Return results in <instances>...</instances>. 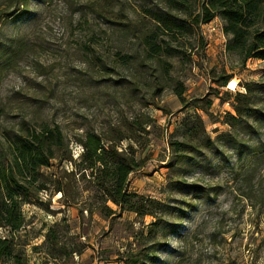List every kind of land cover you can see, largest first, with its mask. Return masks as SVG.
<instances>
[{
  "label": "rangeland",
  "instance_id": "rangeland-1",
  "mask_svg": "<svg viewBox=\"0 0 264 264\" xmlns=\"http://www.w3.org/2000/svg\"><path fill=\"white\" fill-rule=\"evenodd\" d=\"M188 1L198 7L202 0ZM15 2L0 0V135L17 131L22 121L33 127L57 125L73 162H63L59 168L69 173L82 152L73 141L75 134L125 125L135 118L151 120L143 137L124 141L120 148L132 146L144 161L129 176L128 190L164 203L166 212L156 209L164 216L151 235L150 216L116 211L104 218L95 211L88 219L84 211L81 219L79 210L86 208L81 202L90 196L83 192L88 183L66 177L72 196L82 193L76 205H64L60 194H47L42 196L47 207H22L32 244L42 242L38 236L42 227L45 232L59 223L69 228L62 238L65 242L80 235L77 243L85 248L80 256L54 264H124L138 249L148 256L145 262L154 260L152 264H264V164L246 178L250 163L246 156L233 157L225 151L208 155L201 150L182 156L206 171L168 168L169 143L181 141L183 119L196 113L211 138L225 132L223 116L233 113L231 102L223 101L225 92L242 91L239 83L264 85V60L250 58L240 68L225 51L224 22L217 16L199 28L170 36L173 55L165 66L169 76L164 73L158 82L166 87L152 93L147 91V80L139 88L138 101L126 84L137 77L144 80L147 74L136 69L144 65L145 51L133 34L139 29L161 35L152 14L162 7V0H23L20 7ZM183 20L189 29L185 16L179 15L177 24ZM120 25L128 26L127 33H120ZM230 74L227 86L218 87V77ZM174 81L184 87L183 102L172 90ZM206 99L211 101L207 113L194 109L195 103L204 106ZM261 101L256 99L255 109L262 113ZM3 153H8L7 146ZM176 181L198 184L208 198L194 196L188 188L181 193L173 190ZM107 206L117 209L110 202ZM42 260L28 251V264Z\"/></svg>",
  "mask_w": 264,
  "mask_h": 264
},
{
  "label": "trees",
  "instance_id": "trees-1",
  "mask_svg": "<svg viewBox=\"0 0 264 264\" xmlns=\"http://www.w3.org/2000/svg\"><path fill=\"white\" fill-rule=\"evenodd\" d=\"M22 1L16 0L15 4L20 7L23 5ZM103 7L106 8V3L100 6L98 11L101 12ZM152 15L161 35H153L155 31L142 33L139 29L133 34L140 42L139 47L145 51L142 57L144 65L136 69L146 71L147 74L144 80L137 77L126 84L128 93L138 101L142 99L139 88L147 80V91L152 93L157 94L166 87L164 82H158L164 80V73L169 76L165 66L169 65L168 59L173 55L170 54L173 49L168 45L170 36L183 30L189 32L199 28L217 16L224 22L223 33L227 38L225 51L229 57L236 59L240 68H243L250 58L264 60V0H202L198 7L190 6L188 0H162V7ZM179 15L190 19V23H187L189 29L183 26L186 20L182 21V25L177 24ZM8 16L9 14H5L4 17ZM120 26V33H127L128 26ZM232 77V74L219 76L215 83L218 87L225 88ZM157 85L161 87L157 88ZM239 86L242 91L225 92L223 101L231 102L233 113L223 116L221 123L228 129L215 138L209 136L205 123L196 113L183 119L181 141L169 143L172 158L168 168L172 172L183 173L185 169L195 167L206 171V167L188 162L185 156H182L201 150L208 155L225 151L231 152L233 157L246 156L250 161L243 174L246 178L254 174L259 164H264V138H261L264 134V85L239 83ZM171 87L176 97L183 102V85L174 81ZM256 99H262V113L255 109ZM203 102L204 106H197L195 103L194 109L207 113L211 101L206 99ZM150 124L151 120L139 122L138 118H135L125 125L109 126L98 132L84 129L80 134H75L73 141L82 152L79 163H74V170L69 173L59 168L63 162H73L66 139L57 125L51 127L39 124L33 127L22 121L17 131L2 132L0 231L3 230L5 235L0 236V264H28V251L43 259L40 264L67 261L74 255L80 256L83 253L85 247L80 242L77 243L80 235L71 236L72 238L65 242L66 239L62 238L69 233V228L59 223L52 224L45 232L42 227L38 234L39 238L43 239L42 242L32 244V240L27 238V227L30 224L22 211L26 204L47 207L49 202H44L42 197L47 194H60L64 205H76L82 193L77 194L75 198L69 192L72 187L66 177L71 176L76 182L78 180L88 183L83 192L90 196L81 202L86 207L79 210L81 219L84 211L88 219L95 211L104 218L115 215L116 211L130 212L137 217L150 216L154 219L148 233L151 235L153 230L160 226L162 214L166 213L165 205L128 190L129 176L140 170L144 161L137 157V152L132 146L120 148L124 141H136L138 137H143L145 128ZM243 135L247 136V141ZM256 138L259 141L258 147L254 145ZM6 146L8 153L4 154ZM171 187L179 193L188 188L194 196L208 198V193L198 184L188 185L183 181H176L172 182ZM108 202L117 209L109 208ZM95 205L97 208H94ZM159 208L163 212L161 216L155 212ZM62 222L65 223V220ZM142 251L138 249L137 253L129 254L124 264H152L154 260L145 262L144 258L148 259V256L142 255Z\"/></svg>",
  "mask_w": 264,
  "mask_h": 264
}]
</instances>
